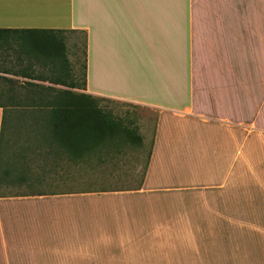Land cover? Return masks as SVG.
Instances as JSON below:
<instances>
[{
    "label": "crops",
    "instance_id": "0c3cea01",
    "mask_svg": "<svg viewBox=\"0 0 264 264\" xmlns=\"http://www.w3.org/2000/svg\"><path fill=\"white\" fill-rule=\"evenodd\" d=\"M0 30L84 33L85 89H56L155 115L138 189L0 198V264L264 240V0H0ZM18 51L0 45V138L3 113L48 110L44 58Z\"/></svg>",
    "mask_w": 264,
    "mask_h": 264
},
{
    "label": "rangeland",
    "instance_id": "374dc122",
    "mask_svg": "<svg viewBox=\"0 0 264 264\" xmlns=\"http://www.w3.org/2000/svg\"><path fill=\"white\" fill-rule=\"evenodd\" d=\"M67 40L71 64L79 78L84 60V37L69 34ZM100 107L120 118L142 144L115 143L72 161L55 143L45 125L36 121V114L23 113L22 118L17 113L7 153L8 168L13 166L15 169L13 181L0 194L25 196L137 189L150 151L155 115L149 110L113 100L104 99ZM6 118L8 121L9 115ZM5 153L6 145L2 142L3 158ZM252 232L250 226H242L240 240H227L225 252H96L97 264H264V240H251Z\"/></svg>",
    "mask_w": 264,
    "mask_h": 264
},
{
    "label": "trees",
    "instance_id": "16d2710c",
    "mask_svg": "<svg viewBox=\"0 0 264 264\" xmlns=\"http://www.w3.org/2000/svg\"><path fill=\"white\" fill-rule=\"evenodd\" d=\"M69 34H81L84 37L82 44L84 60L80 65L81 72L79 78L68 56L67 37ZM11 43L17 45L20 54L33 57L36 61H40L41 57L44 58V63L42 66L39 64V67H43L44 70L43 81L48 82L51 86L49 88H43L48 93V96L38 97L37 104L39 106L44 105L48 110L34 114H36V121L40 120L45 125L44 128H46V131L49 132L55 143L65 151L72 161L81 160L92 151L115 143L128 141L137 146L142 144V140L136 137L132 131L128 130L120 118L114 117L111 113L104 111L100 107V102L103 100L92 99L84 95H76L69 91L62 92L56 89H85L87 39L84 33L69 31L0 30V45L10 46ZM23 76L25 75L23 74ZM25 77L29 79L31 75L27 74ZM37 78L41 79V75ZM17 113H20L22 116L23 113L28 112L3 113L0 138V192L13 181L12 173L15 169L10 165L11 169L8 168L7 153L12 123L14 117H17ZM7 115H9L8 121L6 118ZM5 137L6 139L4 141ZM2 142L6 145L4 158L1 155ZM41 195L47 194H31L25 196ZM5 197L21 196H4L0 194V198Z\"/></svg>",
    "mask_w": 264,
    "mask_h": 264
}]
</instances>
